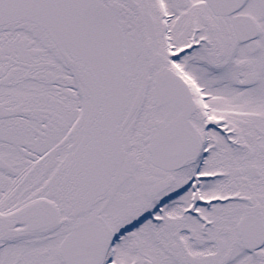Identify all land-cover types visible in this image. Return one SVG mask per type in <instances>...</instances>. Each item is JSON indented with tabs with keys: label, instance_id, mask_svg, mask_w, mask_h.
I'll return each mask as SVG.
<instances>
[{
	"label": "snow or ice",
	"instance_id": "6c2138e0",
	"mask_svg": "<svg viewBox=\"0 0 264 264\" xmlns=\"http://www.w3.org/2000/svg\"><path fill=\"white\" fill-rule=\"evenodd\" d=\"M0 264H264V0H0Z\"/></svg>",
	"mask_w": 264,
	"mask_h": 264
}]
</instances>
